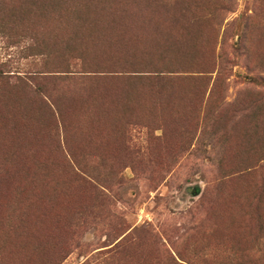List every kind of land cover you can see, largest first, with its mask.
Listing matches in <instances>:
<instances>
[{
  "label": "rangeland",
  "instance_id": "1",
  "mask_svg": "<svg viewBox=\"0 0 264 264\" xmlns=\"http://www.w3.org/2000/svg\"><path fill=\"white\" fill-rule=\"evenodd\" d=\"M0 8V65L57 72L0 83V264H264V0Z\"/></svg>",
  "mask_w": 264,
  "mask_h": 264
},
{
  "label": "trees",
  "instance_id": "2",
  "mask_svg": "<svg viewBox=\"0 0 264 264\" xmlns=\"http://www.w3.org/2000/svg\"><path fill=\"white\" fill-rule=\"evenodd\" d=\"M5 1L6 0H1L0 5L1 6L4 5ZM61 8H62V6L57 5V3L52 4L50 6L51 11H53V12H57ZM104 9H106L107 12H109V15L111 14L110 11H114L112 8L110 10L107 9V7ZM0 10H1L0 14H2L4 9L0 8ZM112 20L110 21L111 23H113ZM106 26H110V25L106 24ZM93 27H96V25H93ZM110 27L112 28V26H110ZM7 28L20 30V32H23V25L22 24H15V25L13 24V25H10V27H9V25H7V23H4V22H2V24L0 23V33L4 32V30H6ZM77 33L78 32L72 33L71 38H69L65 43V48H69L70 50L75 48V45L72 44L71 40L73 39V36H76ZM27 37H28V39L30 38L29 36H27ZM34 38H36L35 41L33 40ZM30 40H31V44L26 45V47L24 49L27 51H30V52H36V53L32 54V56L34 58L42 57V56L45 59L48 58V54L46 51H49V49H48V47H46V44H44L43 40H42V42L37 40L36 34ZM33 41H34V43H36V45H34V43H32ZM39 48H40V51H39ZM129 58H130V56H129ZM132 58H135V57L132 55ZM183 59H185V58H183ZM163 60H164V57L158 56L156 58V60H153V61L154 62H158V61L162 62ZM175 60H177V59H171L170 64H172V62ZM188 61L191 62L192 60H188ZM142 63H145V62L139 63L138 61L137 62L136 61H129V63L126 64L128 66V68H130V70H131L128 72H121L122 75H125V77H127V78H125L126 82H135L138 85H141L143 83H149L150 86L153 88H156V87L162 88V87L167 86L172 81L171 76L173 74L177 73L175 71H168V70L167 71H161V70H157V69L156 70L151 69L150 71H141L140 69H138V66L141 65ZM4 64L5 63L0 65V83L4 82L5 85L8 84L10 86L9 88H18V89L26 88V89H29L30 86L28 83H33V81L36 79H43V77H46L48 75H52L51 73H57L56 71L55 72L54 71H52V72L42 71V72H34V73L28 74V75L26 73L21 74L18 71H8V69H9L8 63H6V65H4ZM187 64H189V63H186L185 66H187ZM182 73H189V72L185 71ZM203 73L204 72H198L199 75H202ZM29 77H31V78H29ZM5 91L6 90L0 89V92H5ZM47 102H48V104H50L49 101H47ZM42 103L44 104V106L47 107V104L45 102H42ZM69 175H70V178L82 189L84 188L83 186H89V183L86 180L87 175H85L82 170H79L78 168H76L75 170L71 169L69 171ZM174 264H177V263L174 262ZM253 264H255V263H253Z\"/></svg>",
  "mask_w": 264,
  "mask_h": 264
}]
</instances>
